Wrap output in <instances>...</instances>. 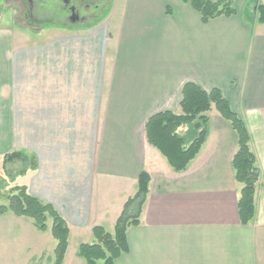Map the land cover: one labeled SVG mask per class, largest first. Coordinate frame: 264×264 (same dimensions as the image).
I'll return each mask as SVG.
<instances>
[{
    "label": "crops",
    "instance_id": "1",
    "mask_svg": "<svg viewBox=\"0 0 264 264\" xmlns=\"http://www.w3.org/2000/svg\"><path fill=\"white\" fill-rule=\"evenodd\" d=\"M254 1L204 24L181 0H110L94 24L51 26L45 40L0 15V157H36L14 183L67 223L63 264H85L78 249L95 242L93 228L114 232L144 171L140 224L115 264H264V23L248 16ZM187 82L219 89L251 134L260 179L246 226L232 169L238 137L215 109L184 172L147 142L150 117L181 113ZM51 226L0 215V264H54Z\"/></svg>",
    "mask_w": 264,
    "mask_h": 264
},
{
    "label": "trees",
    "instance_id": "2",
    "mask_svg": "<svg viewBox=\"0 0 264 264\" xmlns=\"http://www.w3.org/2000/svg\"><path fill=\"white\" fill-rule=\"evenodd\" d=\"M181 1L190 3L204 24L220 17L229 18L237 13L234 6L237 0ZM254 3V11L249 10L248 16L264 23V5L259 4L257 0ZM168 13L170 14L171 10H168ZM180 108L179 114L166 111L148 119L145 124L148 144L167 159L175 172H184L206 141L210 124L208 114L215 109L231 124L238 137L237 151L232 158V169L235 180L243 185L238 201L240 222L242 225H248L256 214L255 193L260 170L250 147L252 137L245 121L232 110L229 101L219 89L205 91L193 82L183 85ZM197 124H200L199 128H196ZM15 162L22 164V169L16 177L25 175L29 169H35L37 166L36 157L23 152H12L3 157L5 166ZM150 180L147 172L140 174L137 193L125 204L113 233L100 226L93 228L95 242L82 244L78 249V256L85 264H115L129 251L127 230L140 224ZM5 199L7 204L0 205V215L11 213L19 218L32 219L41 232L48 231V222L52 221L51 233L57 241L54 264H63L68 250L70 230L58 211L51 204H46L31 195L25 186L14 187Z\"/></svg>",
    "mask_w": 264,
    "mask_h": 264
},
{
    "label": "flooded vegetation",
    "instance_id": "3",
    "mask_svg": "<svg viewBox=\"0 0 264 264\" xmlns=\"http://www.w3.org/2000/svg\"><path fill=\"white\" fill-rule=\"evenodd\" d=\"M27 8L22 16L29 23L46 22L44 5L46 0H23ZM53 25L62 28L86 27L94 24L109 5L110 0H57ZM52 22V20L50 21ZM47 24H50L46 22Z\"/></svg>",
    "mask_w": 264,
    "mask_h": 264
},
{
    "label": "rangeland",
    "instance_id": "4",
    "mask_svg": "<svg viewBox=\"0 0 264 264\" xmlns=\"http://www.w3.org/2000/svg\"><path fill=\"white\" fill-rule=\"evenodd\" d=\"M1 6H0V15L5 13V17L8 15L10 16V19L12 21H16V25L18 27H21L23 30H30L35 31L39 34H41L40 40H45L47 36H49V28L53 25L56 15H55V6L59 4V1L57 0H46V3L44 5L45 8V19L46 22L50 23L47 24L46 22H42L40 24L35 23H29L27 19H25L22 14H24L27 10L24 1L23 0H1ZM255 4V3H254ZM4 5L6 8H4ZM255 5L250 8L251 11H254ZM52 20V22H50ZM7 21V18L3 19L1 21L0 26L2 27ZM185 130V129H183ZM183 132V131H182ZM0 157V205H6L7 201L5 197L11 192V190L16 187L15 178L17 176V173L20 172L22 169V164L20 162H15L12 164L4 165L3 158ZM23 185V184H21ZM49 225L52 224V221L49 220Z\"/></svg>",
    "mask_w": 264,
    "mask_h": 264
},
{
    "label": "water",
    "instance_id": "5",
    "mask_svg": "<svg viewBox=\"0 0 264 264\" xmlns=\"http://www.w3.org/2000/svg\"><path fill=\"white\" fill-rule=\"evenodd\" d=\"M199 127H200V124H197V125H196V128H199Z\"/></svg>",
    "mask_w": 264,
    "mask_h": 264
}]
</instances>
